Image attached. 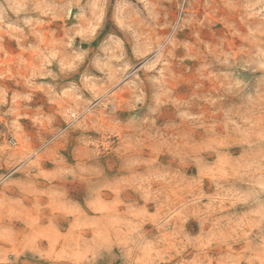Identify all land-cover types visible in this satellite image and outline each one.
<instances>
[{
	"label": "clouds",
	"instance_id": "clouds-1",
	"mask_svg": "<svg viewBox=\"0 0 264 264\" xmlns=\"http://www.w3.org/2000/svg\"><path fill=\"white\" fill-rule=\"evenodd\" d=\"M0 264H264V0H0Z\"/></svg>",
	"mask_w": 264,
	"mask_h": 264
}]
</instances>
